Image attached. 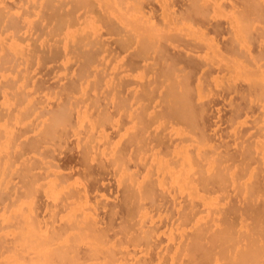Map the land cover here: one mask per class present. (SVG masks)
<instances>
[{"label":"rangeland","instance_id":"374dc122","mask_svg":"<svg viewBox=\"0 0 264 264\" xmlns=\"http://www.w3.org/2000/svg\"><path fill=\"white\" fill-rule=\"evenodd\" d=\"M71 1L72 0H0V2H3L2 6L4 5V9L2 8L4 12H0V14L4 13V16L2 14L4 20L2 19L1 21L3 22H0V24L4 26L1 27L0 25V34L4 35L2 38L5 40L8 38L14 39L15 42L17 40L18 44H22L21 46L25 48L23 49L25 50V58L23 59L19 57L16 59L19 67L11 65V62H8V64L4 63L3 59L0 57V124H2V122L13 121V119L15 120V116L17 115H23L24 117L23 124L21 123L18 125L20 118L18 122L15 120L17 124L14 122L17 127L13 125L16 134L19 133V148L17 149L18 152L15 150L16 152L12 153L15 154L14 158H12L14 162L12 169H14L13 172L11 171L12 173H10V184H7V189L1 188L5 193L0 190V192L3 193L2 195L0 194V198L2 196L0 204L3 202L4 206H6L7 204L14 203L13 201L25 196L29 186L28 183L32 180H28V178L33 177V179H35L37 177L36 179H41V183L46 184L45 181L49 180V178L46 179L50 174L48 172L51 171V174L52 172L54 173L56 170H54L55 167L58 169L55 173L58 175L60 174V178L61 176L62 179L65 178L64 181H69L68 183L71 187L73 185L74 188L77 184L76 186L79 185L78 188H85L84 190L90 191L89 197L98 208L97 211L101 227L106 232L109 240L117 246L120 245V249H123L122 247H124V249L126 248L136 255L137 259L145 262V264H170L169 261L172 260L170 259L169 252L172 253V250L176 247L174 245H178L179 242L183 241H177L178 243H174V241L172 242V240L170 241L168 239V235L177 227L181 219L186 215L191 214V212L195 214L197 213V216H204L203 211L205 208L203 207L202 201L198 199L194 200L193 203H190L187 199L188 197L186 198L185 196L184 198L183 196L188 195L187 192L186 194L185 192L183 195L181 194L182 197L181 195H177L178 193H169L171 188L168 187L169 191H167V186L165 190H158V192H155L157 195L154 196L156 200H140V204L142 202V204L145 205L141 209L144 211L146 208L145 211L147 210L152 218V221L148 220L149 222L147 221L145 223L144 230H148L153 236L148 242L142 240V243L138 245V247L136 244L135 247H133L131 244L133 242L129 243L128 241V234L130 235L132 232L135 236L139 237L141 226L138 221H142V218L141 215H138V217L141 218L140 220L136 217L137 212L134 214V216L136 215L135 217L133 216L134 218L132 215L130 216V212L126 209L124 203V196L126 194H124L125 189L123 186L125 185L123 184H125V182H122L121 179L129 176L127 175L129 172L127 171L128 173H126L125 171L124 174L120 173L122 175H117L116 168L112 165L113 163L110 159L112 156H106L105 159H103L108 150H104V153L106 154H101L103 157H100V155L97 154L105 145V143H101L102 140L98 141V139H96V143L94 142L92 145L88 143L87 133L84 132L85 130L81 129L82 132L80 130V134L76 133L78 132L77 127H79V129L81 127L83 128V126H76L78 121V117H76V115L78 116L76 113V110H78L76 109V105H80V107L90 108V113L95 115L94 118L101 117L105 114L110 117L111 123L106 127L107 134L112 139L115 147L119 145V148L117 149L120 151L118 152H120V155H123L125 159L126 156L129 157L132 153L137 155L138 151L147 150V145L145 143V145L140 143V145L142 144L144 146H140L142 147L140 148L138 143H134L135 140H130L131 138L127 136V131H129V129L134 130L135 127H133L134 129L130 128L131 126L129 125L132 119L129 118L126 112L132 113L133 115L140 114L144 117V120H146L145 123L148 122L146 125L149 124V126H147L149 129H146V134L143 132L139 133L137 130L139 133L138 138L140 140L143 138L144 142H148L147 144L149 147H155V151L162 152L164 153L163 155L167 154L165 150H167L168 153L172 152V148L175 144H177L176 146L181 143L193 144V146L188 145L189 148L191 147V150H193L194 145H197L195 147L199 148L202 157L205 158L204 161H208L206 167L210 165L209 170L213 171L207 172L208 168L205 169V166H203L205 170L201 168L199 172V174H201L206 180V184H203L202 187L200 186V189L201 192H206L207 195L204 193L206 196L209 195L208 199H206L207 202L209 199L212 200V196L213 198L215 196H217L218 199L219 197L221 198L220 200L223 201L222 206L226 210H223V212L226 213V216L228 215L227 219L230 222L233 224L235 223L234 225H236L235 227L238 230L236 234H238V232L246 233L247 230L254 229L257 225L259 226L260 223H264V221L261 222L264 217L262 219L260 218L264 213H262V215H255L257 212L259 213L264 210V148L262 146L263 151L259 150L258 148H260L261 145H257L258 143L261 144L258 141L264 140V89L257 88L260 86H255L253 83L250 84L253 81L252 78L249 80V78L243 75H241L243 77L240 75L235 76L237 72L241 71V66L236 69V67L239 66L238 64L248 66L251 70H254L252 72L257 70V66L261 67L264 71V0H219L217 2L216 0H201L199 4H197L199 0H194L195 7H197L200 12H198L199 10L195 12L193 11L194 9L191 11V5L194 4V2L193 4L191 3L192 0H171L172 4H174L173 7L171 6V1L169 2V0H167L170 3L168 4L171 6V10L169 9L170 12L172 11L171 13L176 14L175 18L181 16L188 17L193 12L195 13H193L194 20L189 21L186 19L187 22H184V25L183 23L178 24L179 27L173 29H176L175 31H169V33H167L171 34L172 37L175 36L173 38L170 36L171 39L168 38L167 34V37L165 36V38L163 36L159 37L160 34L155 31L156 29L163 30L161 22L163 23L164 19L160 16L162 12L160 13L161 4H159L160 1L162 3V0H117L119 6L115 5L114 7H110L112 10L108 9V7L105 8V11H107L104 16L106 21L101 25V30L99 29L100 32L98 31V36H95L97 34L92 35V37L88 39L90 42H88V40L85 41L89 43H87V46H85V44V47H79L74 53L73 51H70V55L67 57V51L64 50L66 48L64 47L63 49V45L61 44L63 42L62 37L64 36L65 29L62 24V26H59L61 19L64 17L61 16L60 19L59 16L65 14L64 11L67 13L69 10L75 9L76 5L74 6V3ZM49 2L52 4H49ZM100 2L104 3L103 1ZM163 2H166V0H163ZM218 2L221 3L220 5L223 4V6H228V8H224L226 6H222L223 8H221L223 9V12L226 10L224 12L226 14L225 16L223 13H220L222 11L219 12V14L222 15H219L217 11L218 9L214 7V5L218 6ZM196 5H198L199 8ZM54 7H57L56 10ZM99 8L100 6L97 7V5L94 8V11L97 9L95 11L96 16L94 15L97 18L105 14L104 12L101 14L100 11L103 10ZM114 8H116V11ZM188 8L191 12L188 11ZM153 9L159 11L155 12ZM109 10H111L110 13L108 12ZM152 10L155 13H153L155 15L154 18H152L153 15L150 14L153 21H151L152 19H150V17L148 18L151 23L153 22L158 25L156 26V29L154 27L155 30L148 29V31L146 29L147 31L145 32L150 33H147L148 35L145 34L146 37L144 36V40L146 42L144 41L143 43V41L140 42L138 37L142 36L143 38L144 33L142 32L143 35L134 33L136 30L141 31V29L130 25L128 26V24H124L123 21L125 19H131L133 21L140 20L142 16L152 13ZM77 11L81 12V10ZM187 11L188 16L186 14ZM51 12H53V14ZM78 12H76L77 15ZM80 12V16L84 14L87 15L86 11L83 13ZM171 13L170 15L174 17V14ZM235 13H237V16ZM191 17L193 16L191 15ZM25 18L29 23L33 20L31 23L34 25H30ZM121 19H123V21H121ZM149 19L148 25L150 26ZM204 19L206 20L204 21ZM238 19L239 21H235ZM175 20H179V18ZM183 20L186 21L185 19L179 21L183 22ZM200 22H203V24L206 25H203ZM27 23L29 24L28 28ZM11 24H14V26L12 27ZM132 24L134 25V23ZM165 24L166 22L163 25ZM238 24H240L242 29L244 28L245 33L242 32V30L236 31L235 27L240 29ZM152 25L155 26L154 24ZM9 26H11V29ZM219 26L221 27L219 28ZM5 27H8L6 29L7 32L4 30ZM215 27L219 30H215ZM29 28L32 29L30 30ZM150 28L152 27L150 26ZM3 31L5 32L3 33ZM215 31H217V35ZM242 33L244 34L241 36ZM166 38H168V40ZM211 39H214L212 41H214L213 43L215 47L207 41ZM245 41L246 43H244ZM8 43L9 39L7 41V44ZM144 44L146 46H144ZM214 48L215 50L222 51L221 55L223 54V58H225V61H228L227 63L230 65L228 68L226 67L228 64L225 65L226 62L221 61L223 58L219 61L217 59L218 57L213 54ZM85 56L87 57L85 58ZM67 58L70 60H67ZM214 59L217 60L215 61ZM12 63H14L13 60ZM86 64L87 68L86 66L84 68V65ZM233 65L234 67L236 65V67L234 68ZM230 67L233 68L230 69ZM82 69L85 70V75H83L84 71ZM235 69L237 71L236 73H234ZM238 69L240 70L238 71ZM81 72H83V74H81ZM256 72L253 75H255ZM261 72L262 71H260V73ZM250 73L249 75H251ZM80 74L82 75V78ZM246 74L244 72V75ZM263 74L264 73L259 74L258 79L256 76L254 81L260 80V77ZM249 75L247 74L246 76L250 77ZM23 77L28 78L25 81ZM240 77L243 79L245 77L246 80L248 79V82ZM28 79H31L32 81H29ZM224 79L225 81L226 79L231 81H228L229 83L225 85V83L221 82L222 80L224 81ZM249 81L251 82L249 83ZM220 82L221 84H224V86L220 85ZM255 84H257V82ZM73 89H75L76 92ZM260 90L263 92L261 93ZM175 93L177 96H175ZM182 97L185 98V100L188 99V101L186 100L187 102L190 101L188 103L189 105L186 106V108H188L184 115H188V118H191V122L177 120V117L173 116L171 113V111L175 109L185 110V106L180 108V104L176 105V102H178L176 100H179V103H181L180 100L183 99ZM8 100H10L9 103ZM67 100L69 105L67 104ZM260 101H263V103ZM16 102L18 103L16 104ZM7 104H10V106H7ZM64 106L67 107L66 109L69 112V115L67 114L68 116H66L68 119V127L66 126V129L61 127L60 129L59 126L58 128L55 126V134L51 136L49 135L48 137L45 132H47L49 127L53 125L56 116L60 114V112H63V110H66ZM176 106H179V108L177 109ZM18 112L20 113L18 114ZM174 117L176 119H174ZM12 121L11 126L13 124ZM128 134L130 135V133ZM114 140L116 142H114ZM195 141L198 144H196ZM115 143L118 144L116 145ZM200 145L202 147H199ZM113 147L114 146H111L110 149L112 150ZM115 147L113 148L114 150ZM95 152L97 153L95 154ZM85 154H89L88 157ZM110 154H112V152ZM212 160L214 162L216 161L217 164H212ZM137 161H127L128 163L126 164L128 166H126L134 173L136 179L138 177L139 180H141L142 176L140 177V175H143L144 167ZM51 164L52 166H50ZM211 165L218 167H215L213 170ZM52 167L53 170H49V168ZM122 171L123 170L120 172ZM201 171L203 172L201 173ZM219 172L224 179H228L227 181H229V184H227L228 186H225L227 190L225 192L224 185L222 186L223 183L221 184L218 181L217 175ZM125 174L126 176L124 177ZM228 174L230 175L229 178ZM232 174H234V176L235 174L237 175L238 181H235V185L234 182H232ZM119 175L124 178L121 177V179H119ZM213 176H215L214 179ZM127 178L129 179V177ZM119 181L123 183V186L121 183L119 184ZM43 184H40V186ZM236 184L247 185L251 190V193L247 196L246 192L249 190L247 188L248 190L246 189V192L243 190V195V191H239ZM37 185H39V183ZM203 186L204 189L206 187V191H203ZM240 187H242V185ZM41 189L43 190V188ZM157 189L161 188L159 187ZM42 190L38 192H41ZM163 191H166L167 193H163ZM61 194L62 196L64 195L62 192H59L57 195L55 194V197L53 196L54 202L51 201L53 200V197L52 199L51 196L50 198H46L49 194L48 196H45L46 194L41 193L40 195L38 193L39 208H37L38 212H36L43 223H48L50 220H54L51 211H55V205L57 206L59 204L60 206V203L57 204L58 200L56 202V199H61L62 196H59ZM218 199L217 202L219 201ZM213 200L216 201L215 199ZM52 202L56 204L54 205ZM142 204L141 206H143ZM212 205L214 206V204ZM204 206H206V204ZM222 206H217V208H221ZM213 208L215 209V207ZM59 209H63V207ZM57 210L58 209L56 208V214L58 212ZM143 211H140V213ZM127 212H129V214H127ZM200 212L202 213L200 214ZM252 215L256 217H253ZM257 216L261 220L257 218ZM57 217L60 219V216ZM57 217H54L55 220L58 219ZM62 217L63 216H61V219L64 220ZM254 218L257 219H255L257 222L260 221V223L258 222V224L256 221L254 222ZM59 219V222H57V220L56 222H53L55 223L53 226L55 225L57 228L61 227L63 223L61 222V219ZM241 219L243 221L246 220V225H244L246 227L244 228L242 224L245 223H243ZM108 224L111 226L109 227ZM257 228V230L263 231L261 229L262 227L260 229L259 227ZM54 229L56 228L54 227ZM239 229H243V231H240ZM124 231L125 233L123 234ZM258 234H260V232H258ZM261 234L259 238L264 237V234H262V237ZM233 237H235V235ZM238 237L240 238V236ZM250 237L246 238L247 242ZM8 239L10 240L11 236ZM262 239L260 240L262 241ZM10 241H12V239ZM249 241H251V238ZM257 241H259V239ZM186 242L187 241L185 240L184 243ZM1 243L2 241H0V244ZM230 243L231 242H229V244ZM236 244L237 243H235V245ZM249 244L250 242L248 243V246ZM259 244L262 243L259 242ZM1 246L2 245H0V247ZM248 246L246 243L245 249ZM240 247L241 245L239 248ZM228 248L230 250V246H228ZM86 252L87 251L84 248H82V250L80 248L78 255L81 260H85V255L86 259L88 258ZM229 252L230 251H228V253ZM234 252L235 251L233 250L231 253L233 254ZM235 254L237 256V251L234 253V256H232L233 261L236 260L234 258ZM228 257L227 264H234L233 261L231 262L230 260L231 255L230 258ZM167 258L168 261H166ZM180 260L181 259H179V261ZM179 261H177V263L174 260V263L191 264L188 259H183L181 260L182 262Z\"/></svg>","mask_w":264,"mask_h":264},{"label":"bare ground","instance_id":"6f19581e","mask_svg":"<svg viewBox=\"0 0 264 264\" xmlns=\"http://www.w3.org/2000/svg\"><path fill=\"white\" fill-rule=\"evenodd\" d=\"M51 1V0H50ZM100 1H103L104 3L100 2ZM171 0H169L170 2ZM205 1V0H204ZM208 1V0H206ZM215 1V0H214ZM219 1V0H216V2ZM55 2V1H54ZM71 2L74 3V6H75V9L72 10H69V12H65V14H61L59 17L61 19V16L64 17L61 19H59V21L61 22L59 26H64V29H65V32L63 34L64 36L62 37L63 38V42H62V39H61V44L63 45V49L64 47L67 51L66 55L68 57V55H70V51H74L77 50L79 47H85L87 46V43L90 42L88 39L90 37H92V35H95V36H98L99 34V29L101 30V25H103L104 21H106L105 19V15L107 11H105V8L108 7V9H111L110 7H114L115 5H118L119 6V2L117 0H112V1H109V0H72ZM167 0L166 2H163L162 0V3L161 1L159 2L160 5V13L162 12V14L160 15L163 20V23L161 22V25H162V29L161 30L159 27L160 30L156 29V26L158 24L156 23H151V21H153L152 18H154V12L153 10L155 11L156 9H153L152 10V13H149L146 14V16H142L140 20H131V19H125L123 21V19H121V21H123L124 24H128V26H134L136 28H140L141 31H138L136 30L135 32L133 30L132 31L134 33H137V34H141L143 35V38L142 36L141 37H138L140 42L143 41L144 43V38L146 37L145 34H149L150 32H145L147 31L148 29L150 30H155L156 33L158 32L160 36H163L165 38V36L167 37L168 35V38H170V36L172 37L171 34H167L169 33V31L173 32L175 30H173L175 27H179L178 24H181L183 23L184 25V22H187L186 19H188L189 21L191 20H194V14L192 13L191 15L193 17H191V15L188 16V11L189 8H188V11L186 12L187 16H184V17H176L175 18V15L174 13H171L170 10H171V6L173 7L174 4H172V1L170 2L171 3V6L169 5V3ZM194 0H192V4H193ZM197 2V1H196ZM199 2H201V0L198 1L197 4H199ZM112 3V4H111ZM169 3V4H168ZM174 3V2H173ZM219 3V2H218ZM217 3V4H218ZM3 2H0V12H4L3 11V6H2ZM49 4H52L49 2ZM48 4V5H49ZM95 4V5H94ZM111 4V5H110ZM205 4V3H204ZM216 4V5H217ZM221 3L218 4V6H215L218 11V14L220 11H222L224 6L223 4L220 5ZM60 5V4H59ZM99 7V9L103 10V11H100V13L102 14L103 12L105 13L103 16H99L98 18L95 17V10L94 11V8L96 7ZM104 5V6H103ZM110 5V6H109ZM190 5V4H189ZM228 5V4H227ZM56 6V5H55ZM73 6V5H72ZM70 6V7H72ZM191 11H197L199 9H197V7H195V2L193 5H191ZM198 6V5H196ZM223 6V7H222ZM230 6V5H229ZM254 6V5H253ZM53 7V6H51ZM58 7V6H57ZM57 7H54V9L56 10ZM61 7V6H60ZM104 7V9H103ZM163 7V8H162ZM3 8V9H2ZM68 8V7H67ZM81 10L80 13H83L84 11H86L87 15H82L80 16L79 15V12L76 10ZM196 8V10H195ZM199 8V6H198ZM224 8H228V6L224 7ZM53 9V8H52ZM51 9V10H52ZM64 9V7H63ZM159 9V8H158ZM170 9V10H169ZM230 9V7H229ZM254 9V8H253ZM252 9V10H253ZM58 10V9H57ZM83 10V11H82ZM111 10H109L108 12L110 13ZM114 10L116 11V8H114ZM113 10V11H114ZM248 10V9H247ZM251 10V11H252ZM259 10V9H258ZM61 11V10H60ZM114 11V12H115ZM159 11V10H158ZM158 11H155V12H158ZM182 11V10H181ZM186 11V10H184ZM190 11V12H191ZM226 11V10H225ZM224 11V12H225ZM239 11V10H238ZM241 11V10H240ZM56 12V11H55ZM76 12H78V15L76 14ZM171 14H174L172 17ZM178 12V11H177ZM183 12V11H182ZM189 12V14H190ZM200 12V10L198 11ZM223 11L220 12V13H223L224 16L226 15ZM6 13V12H5ZM53 14V12H51ZM61 13V12H60ZM92 13V14H91ZM98 13V12H97ZM113 13V12H112ZM154 13V14H153ZM169 13V14H168ZM241 13V12H240ZM3 16H4V13H2ZM2 14H0L1 18H0V22L2 23L3 21H1L3 19V16ZM8 14V13H7ZM56 14V13H54ZM100 14V15H101ZM153 15V17L151 15ZM164 14V15H163ZM185 14V15H186ZM197 14V13H196ZM236 16H237V13H235ZM6 15V14H5ZM89 15V16H88ZM95 15V16H94ZM148 15V16H147ZM168 15V16H166ZM170 15V17H169ZM181 15V14H179ZM178 15V16H179ZM198 15V14H197ZM200 15V14H199ZM219 15H222V14H219ZM245 15V14H244ZM263 15V14H262ZM20 16V14H19ZM86 16V17H85ZM152 18H151V17ZM159 16V15H158ZM165 16V17H164ZM196 16V15H195ZM7 17V16H6ZM55 17V16H54ZM150 17V19H152L150 21V19L148 18ZM197 17V16H196ZM203 17V16H202ZM235 17V16H234ZM243 17V16H242ZM5 18V17H4ZM34 18V17H33ZM58 18V16H57ZM156 18V17H155ZM158 18V17H157ZM173 18V19H172ZM178 19L179 20H182V19H185L186 21L183 20V22L179 21V20H175V19ZM182 18V19H180ZM191 18V19H189ZM200 18V17H199ZM144 19H147V20H144ZM148 19H149V22H150V26L153 28H150V26L148 25ZM197 19V18H196ZM4 20V19H3ZM26 20V18H25ZM58 20V19H57ZM158 20V19H157ZM206 19H204L205 21ZM232 20L234 21V19L232 18ZM19 21V20H18ZM17 21V23H18ZM27 21V20H26ZM33 20L30 21H27L30 25L32 24ZM36 21V20H35ZM130 21V22H129ZM147 21V22H146ZM180 23H178V22ZM198 21V20H197ZM235 21H239L238 20H235ZM6 22V21H4ZM16 22V21H15ZM52 22V21H51ZM57 22V21H56ZM109 22V21H108ZM125 22H129V23H125ZM134 23V25L132 23ZM158 22V21H157ZM166 22L165 25H163L164 23ZM196 22V21H195ZM12 23V22H11ZM27 23V24H28ZM59 23V22H58ZM190 23V22H189ZM203 24V22H200ZM205 23V22H204ZM209 23V22H208ZM211 23V22H210ZM236 23V22H235ZM4 24V23H3ZM29 24L27 26V28L29 27ZM54 24V23H53ZM62 24V25H61ZM152 24H154L155 26H153ZM187 24V23H186ZM191 24V23H190ZM1 27H4L2 26V24H0ZM7 25H8V22H7ZM6 25V26H7ZM10 25V24H9ZM12 25V24H11ZM16 25V24H15ZM34 24H32L33 26ZM38 25V24H37ZM106 25V24H105ZM198 25H199V22H198ZM203 25H206V24H203ZM212 25V24H211ZM237 25V24H236ZM235 25V26H236ZM240 29L238 27H235L236 31L238 30H242V32H244V28L242 29L240 24H238ZM14 26V24L12 25V27ZM17 26V25H16ZM160 26V24H159ZM163 26H166V27H163ZM11 26H9L10 28ZM18 27V26H17ZM16 27V28H17ZM56 27V26H55ZM54 27V28H55ZM155 27V29H154ZM188 27V26H187ZM190 27V25H189ZM212 27V26H211ZM218 27V26H217ZM221 26H219L220 28ZM8 27H5V31ZM15 28V29H16ZM165 28V29H164ZM216 28V27H215ZM238 28V29H237ZM11 29V28H10ZM30 29V28H29ZM32 29V28H31ZM30 29V30H31ZM34 29V28H33ZM63 29V27H62ZM61 29V30H62ZM143 29V30H142ZM147 29V30H146ZM13 30V29H12ZM215 30H219V29H215ZM3 31V33L5 32ZM11 31V30H10ZM56 31V30H55ZM58 31V30H57ZM99 31V32H98ZM149 31V30H148ZM217 31L216 32V35H217ZM7 32V31H6ZM141 32V33H139ZM143 32V33H142ZM1 33V32H0ZM2 33V34H3ZM9 33V31H8ZM56 33V32H55ZM54 33V34H55ZM58 33V32H57ZM155 33V34H156ZM240 33V32H239ZM245 33V32H244ZM242 33L241 36L244 34ZM147 34V35H148ZM167 34V35H166ZM8 35V34H7ZM138 35V36H139ZM4 35H1L0 34V57L3 59V62L8 64V62H11L10 64L15 66V67H19V65H17V58L21 57V58H25V49L23 46H21L20 44H18L17 40L15 42L14 39H9V43L7 44V41L8 39H4L2 38ZM94 36V37H95ZM145 36V37H144ZM156 36V35H155ZM158 36V35H157ZM240 36V35H239ZM6 37V36H5ZM153 37V36H152ZM175 37V36H173ZM172 37V38H173ZM245 37V36H244ZM168 38H166L168 40ZM243 38V37H241ZM16 39V38H15ZM175 39V38H174ZM246 39V37H245ZM244 39V40H245ZM11 40V42H10ZM14 40V42H13ZM86 40H88V42H85ZM214 39H211V40H207L209 41V43H211L213 45V47H215L214 45V41H212ZM211 41V42H210ZM243 41V39H242ZM146 42V41H145ZM248 42V41H247ZM12 43V44H11ZM20 43V42H19ZM64 43V44H63ZM72 43V44H70ZM142 43V45H143ZM246 43V41L244 42ZM10 44V45H9ZM86 44V45H85ZM89 44V43H88ZM85 45V46H84ZM144 46H146L144 44ZM72 48V50H71ZM146 48V47H145ZM220 49V48H218ZM220 50H213V54L216 55L218 58V60L220 61L221 58H223V54L221 55V52ZM213 55V56H214ZM87 56H85L86 58ZM93 57V56H92ZM84 58V57H83ZM216 58V57H215ZM69 58H67L68 60ZM88 59V58H87ZM91 59V58H90ZM216 59V60H217ZM12 60L14 61V63H12ZM28 60V59H26ZM70 60V59H69ZM215 60V59H214ZM215 60V61H216ZM226 59L223 58L221 61L224 62ZM30 61V60H29ZM92 61V60H90ZM230 61H233V60H230ZM25 62V60H24ZM28 62V61H27ZM89 62V61H87ZM226 62V61H225ZM228 62V61H227ZM225 63V65H227L228 63ZM91 63V62H90ZM231 63V62H230ZM233 63V62H232ZM224 64V63H223ZM236 64V63H235ZM238 64V62H237ZM236 64V65H237ZM235 65V67H236ZM239 66L236 67V69L238 67L241 68V71H239L240 69H238V71L240 72H237L236 69L234 71V73L237 72V74L234 75L235 76H245L247 78H249V80H252L254 81L256 78L258 79L259 77V74H262L264 73L263 69H261V67H258L257 66V72L255 75H253L255 72H252L254 70H251L248 66H245L243 64H238ZM12 66V67H13ZM87 68V64L84 65V68ZM230 65L228 64L226 67L228 68ZM232 66V65H231ZM234 67V65H233ZM233 67H230L233 68ZM234 67V68H235ZM14 68V67H13ZM12 68V69H13ZM244 68V69H243ZM3 69V68H2ZM16 69V68H15ZM18 70V69H17ZM15 70V71H17ZM84 71V74L83 72H81V74L85 75V70L82 69ZM229 70V69H228ZM245 70V71H243ZM248 70V71H247ZM14 71V70H13ZM246 71H247V74L249 75V73L251 75H249L250 77L246 76ZM260 71H262L260 73ZM231 72V70H230ZM243 72V73H242ZM244 72L246 75H244ZM249 72V73H248ZM26 73V72H25ZM87 73V71H86ZM242 73V74H241ZM259 73V74H258ZM29 74V72H28ZM80 74L81 78H82V75ZM232 74V75H233ZM30 75V74H29ZM87 75V74H86ZM4 76V75H3ZM28 76V75H27ZM241 76V77H243ZM253 76V77H252ZM257 76V77H256ZM264 74L261 75L260 77V80H256L254 81L255 83L257 82V84H255L253 81H249L250 84H254L255 86H260V87H257L259 89H264ZM240 77V78H241ZM244 77V79H245ZM256 77V78H255ZM263 77V78H262ZM12 78V77H11ZM28 78V77H27ZM27 78L23 77V79L26 81ZM84 78V77H83ZM237 78V77H235ZM239 78V77H238ZM255 78V79H254ZM230 79V78H229ZM243 79V78H241ZM243 79V80H244ZM29 80V79H28ZM31 80V79H30ZM29 80V81H30ZM81 80V79H80ZM248 80V79H247ZM245 79V81H247ZM263 80V81H262ZM24 81V82H25ZM32 81V80H31ZM225 81V79H224ZM223 80L221 81L222 83H225V85H227V83H229L230 81L226 79V81L224 82ZM229 81V82H228ZM221 82L219 83L220 85H223L224 84H221ZM248 82V81H247ZM262 82V83H261ZM261 83V84H260ZM259 84V85H258ZM263 84V85H262ZM76 85V84H75ZM113 85V84H112ZM253 85V86H254ZM82 86V85H81ZM263 86V88H262ZM74 87V86H73ZM25 88V87H24ZM75 88V87H74ZM78 88V87H77ZM76 88V89H77ZM67 89V88H66ZM75 91V89H73ZM258 90V89H257ZM67 91V90H66ZM201 91V90H200ZM261 91V90H260ZM72 92V91H70ZM76 92V91H75ZM263 91H261L262 93ZM202 93V92H200ZM199 93V94H200ZM174 94V93H172ZM171 94V95H172ZM184 94V93H183ZM187 94V93H186ZM264 94V93H263ZM11 95V94H10ZM73 95V94H71ZM185 95V94H184ZM183 95V96H184ZM188 95V94H187ZM186 95V96H187ZM167 96V95H166ZM169 96V95H168ZM175 96L176 93H175ZM174 96V97H175ZM200 96V95H199ZM11 97V96H9ZM190 97V96H189ZM68 98V97H67ZM72 98V97H71ZM173 98V96H172ZM176 98V97H175ZM183 98V97H182ZM27 99V98H26ZM166 99V98H165ZM178 99V98H177ZM260 99V98H259ZM264 99V98H263ZM16 100V99H14ZM175 100V99H174ZM183 100V101H182ZM182 100H180L181 103H179V100H176L178 102H176V105L177 104H180V108H183V106H185V110L184 109H178L179 106L177 107L178 110H173L171 111L172 115L177 117V120H181V121H188V122H191V118L189 117L188 118V115H184V113L186 114V106H188L189 102L188 99L185 100V98H183ZM185 100V101H184ZM262 100V99H261ZM17 101V100H16ZM10 102V100H8V103ZM80 102V101H79ZM168 102V101H167ZM172 102V101H171ZM175 102V101H174ZM187 102V103H186ZM263 103V101H260ZM18 102H16L17 104ZM76 103V102H75ZM13 104V103H12ZM15 104V105H16ZM66 104V102H65ZM67 104L69 105L68 103V100H67ZM173 104V103H172ZM14 105V104H13ZM29 105V104H28ZM83 105V104H81ZM7 106H10V104ZM17 106V105H16ZM66 106V105H65ZM64 108L66 109L67 107ZM75 106V105H73ZM78 110H76L78 116L76 115V117H78V121H77V125L76 126H83V128L81 127L79 129V127H77V131L76 132L77 134H80L82 132L81 129L85 130L84 132L87 133V139H88V143L90 144H94V142L96 143V139H98V141L102 140L101 143H105V145L103 146V149L101 150L100 149V153L98 152H95V154H99L100 157H103L101 154H106L103 159H105L106 156L110 157L112 156V158L110 157V159L112 160V165L116 168V172H117V175L122 173L124 174L125 171L126 173H128L127 175L129 176H126V174L123 176H121L122 178L126 179L127 177H129V179L127 178L125 181H123L124 179H121L120 174L119 175V179H121L122 182H125V184H123L121 181H119V184L121 183V185H125L123 186V189L124 190V194H126L124 196L125 198V206H126V209L130 212V216L132 215V217L134 216V214L137 212V216L138 215L140 216L141 215V218H139V220L141 219L142 221H138L139 225L141 226V229H140V234H139V237L135 236V234H133L131 232V236L128 234V241L129 243L132 244L133 247H135V244L136 246L138 247V245H140L142 243V240H145L148 242V240L153 236V234H151L148 230H144V226H145V223L148 221V220H151L152 221V218L149 214V212H147V210L144 211L141 209L142 207H144L145 205L141 206L140 204V200L141 201H144L145 199H151V200H156L154 196H157L156 195V191L158 192V190L162 191V190H165L166 186H167V191H169L168 187L171 188L169 191V193H178L177 195H183L184 192L188 195H183L184 198L186 196V198L190 201V203H193L194 200H200L202 201V204H203V207L205 208V210L203 211L204 212V216L203 215H200V216H197V213H192L191 214H188L186 215L183 219H181V221L179 222V224L177 225V227L175 229H173L170 234L168 235V239L172 242L174 241L175 242H179V241H183V242H177L178 245H174L176 247H174V249L172 250V253L169 252L170 254V259L173 261H169L170 264H173L174 263V260L175 262L179 261V259L183 260V259H188V261H190L191 264H227V257L230 258V255H231V262L233 261V257L234 256V253L237 251V256L235 254V259L233 261L234 264H264V243H263V239L264 237H262L264 234V229H263V225L264 223H260V221H256L257 219L254 218V222L256 221L259 226L255 225L256 229H251V230H247L246 233H243V232H238V234H236V232L238 231L237 228L235 227L236 225H234L232 222H230L226 216V213L223 212V210H225V208L222 206V203L223 201L220 200L221 198L217 196H215L213 198L212 196V200L209 199L208 202L206 199H208V196H206V192H201V189H200V186L202 187L203 184H206V180L203 178V176L201 174H199L201 168H203V166H205V169H207V172H209V166L206 167L208 164V161H204L205 158L202 157L201 153H200V150L198 147H195L197 145H194L193 147V150H191V147L189 148L188 145L190 144H179L178 146H176L177 144H175V146L172 148L173 151L172 152H169L167 150H165L167 152V154L163 155L164 153H160V152H157L155 151V147L154 148H151L148 146V142L146 143V141L144 142L143 138H141V140L138 138L139 137V133L140 132H143V133H147L146 132V129L148 128L147 126H149V124L146 125V120H144V117H142V115H133L132 113H129V112H126L129 116V118H131V122H130V125L131 126L130 128H133L135 127L134 130L132 129H129V131H127V136L129 138H131L130 140L133 139L134 143H138V146H143L142 144H146L147 145V152L146 151H138V154H131V156L127 157L126 156V159L123 157V155H120V150H118L117 148H119V145H117L116 143V147L115 145H113V141L112 139L109 137V135L107 134V130H106V127L108 124L111 123L110 121V117L109 116H106L103 115L101 117H95V115H92L90 112V108L88 107H80V105H76ZM86 106V105H85ZM171 106V105H170ZM175 106V105H174ZM80 107V108H79ZM94 107V106H93ZM14 108V107H13ZM63 108V106H62ZM61 108V109H62ZM173 108V107H172ZM171 108V109H172ZM20 111V110H19ZM70 111V110H69ZM170 111V110H169ZM66 112V113H65ZM20 112H18L19 114ZM69 112L66 110H63V112H60V114H58L53 122V125H51L48 129L46 133V135L49 137V135H54L55 134V126H58L64 129H66L68 126V119L66 118V116H68ZM15 114V113H14ZM13 114V115H14ZM68 114V115H67ZM71 114V113H70ZM102 114V113H101ZM189 114V113H188ZM56 115V113H55ZM144 115V114H143ZM194 115V114H193ZM10 116V115H9ZM171 116V115H170ZM75 117V118H76ZM165 117V116H164ZM174 117V119H176ZM15 120L18 122L19 119L20 121L18 122V125L19 124H23V115H17L15 116ZM70 118V117H69ZM161 118V117H160ZM172 118V117H171ZM15 120L13 119L12 121V126H11V121L10 122H2V124H0V190L1 192L5 193L1 188L5 189L7 184L9 185L10 184V173L13 172V169L12 167L14 166V162H13V159L14 158V155L15 154H12L13 152H16L17 149L19 148V145H18V134H16V130L13 129V125L17 124V122H15ZM22 121V122H21ZM160 121V120H159ZM1 122V121H0ZM15 122V124H14ZM187 122V123H188ZM9 123V124H8ZM189 124V123H188ZM10 125V126H9ZM151 125V124H150ZM184 125V124H183ZM16 126V125H15ZM67 126V127H66ZM17 127V126H16ZM15 127V128H16ZM75 127V126H74ZM152 127V125H151ZM71 128V127H70ZM73 128V127H72ZM85 128V129H84ZM149 129V128H148ZM76 130V128H75ZM81 130V132H79ZM137 130L139 131V133L137 132ZM46 131V130H45ZM58 131V130H57ZM68 131V130H67ZM133 131V132H132ZM136 131V132H135ZM148 131V130H147ZM135 132V133H134ZM185 132V131H183ZM182 132V133H183ZM130 133V135L128 134ZM134 133V134H133ZM177 133V132H176ZM59 134V133H58ZM75 134V133H74ZM121 134V133H120ZM185 135V134H184ZM42 136V135H41ZM124 136V135H123ZM141 136V135H140ZM44 137V136H43ZM66 137V135H65ZM85 137V136H84ZM42 138V137H41ZM46 138V137H45ZM54 138V137H53ZM119 138V137H118ZM183 138V136H182ZM48 139V138H47ZM85 140V138H84ZM158 140V139H157ZM43 141V140H42ZM49 141V140H48ZM129 141V140H128ZM114 142H116L114 140ZM184 142V141H183ZM191 142V141H190ZM260 142L261 144H257L258 146H260V148H258L259 150H262L263 151V148H264V140L262 141H258ZM102 143V144H103ZM132 143V142H130ZM140 143H142L140 145ZM152 143V142H151ZM159 143V142H158ZM161 143V141H160ZM196 143V141H195ZM194 143V144H195ZM144 144V145H145ZM198 144V143H196ZM41 145V144H40ZM86 145V144H85ZM110 145V146H109ZM136 145V144H135ZM160 145V144H159ZM162 145V144H161ZM96 146V145H95ZM94 146V147H95ZM111 146H114L115 147V150L112 148V150L110 149ZM137 146V145H136ZM173 146V145H172ZM190 146H193V144H191ZM263 146V148H262ZM92 147V146H91ZM109 147V148H108ZM144 147V146H143ZM199 147H202L201 145ZM21 148V147H20ZM34 148V147H33ZM89 148V147H88ZM102 148V147H101ZM124 148V147H123ZM142 148V147H140ZM8 149V150H7ZM12 152H11V150ZM93 149V148H91ZM137 149V148H136ZM7 150V151H6ZM16 150V151H15ZM94 150V149H93ZM99 150V149H98ZM104 150H108L106 151V153H104L105 151ZM110 150V151H109ZM140 150V149H139ZM145 150V149H144ZM97 151V150H96ZM102 151V152H101ZM4 154H3V153ZM18 152V151H17ZM92 152V151H91ZM109 152V153H108ZM112 152V154H110ZM260 152V151H259ZM86 153V151H85ZM128 153V152H127ZM130 153V151H129ZM264 153V152H263ZM261 153V154H263ZM110 154V155H109ZM124 154V153H122ZM88 155L89 154H85ZM134 155H135V159H134ZM13 156V157H12ZM122 156V157H121ZM92 157V156H91ZM16 158V157H15ZM98 158V157H97ZM90 159V158H89ZM109 159V158H108ZM133 161V160H138L137 162L140 163V165H142L144 168H143V175L141 174L140 177L142 178L141 180H139V178L135 177L134 173L131 172L129 169H128V165L126 163H128L129 161ZM16 161V160H15ZM88 161V159H87ZM97 161V160H96ZM128 161V162H127ZM206 163H204V162ZM212 164L216 165V161L214 162L212 160ZM87 163V162H86ZM103 163V162H102ZM204 164V165H203ZM211 164V162H210ZM127 165V166H126ZM202 165V167H201ZM214 165H211L212 166V169L214 170L216 166ZM52 166V164L50 165ZM49 166V167H50ZM141 166V167H142ZM223 166V165H222ZM218 167V166H217ZM216 167V168H217ZM224 167V166H223ZM126 168V169H125ZM29 169V168H28ZM47 169V168H46ZM56 169V170H55ZM118 169H119V172H118ZM204 169V170H205ZM211 169V168H210ZM219 169V168H218ZM49 170H53V167L52 168H49ZM54 173L52 172L51 174V171H49L48 173H50L46 179L49 178V180L45 181L46 184H43L41 183V179L39 180L38 179H33L32 178H28L29 179H32L30 180V182L28 183V190L25 194V196L21 197V199L19 198L18 200H15L16 201H13L14 203H11V204H5L6 206H4L3 202L2 204H0L1 208H0V241H2V243L0 245H2L0 247V264H145V262H142L140 259H137L136 255H134L133 253H131L129 250H127L126 248L124 249V247H122L123 249H120L119 246H117L116 244H114L111 240H109L106 232L103 230V228L101 227V222H100V219L98 217V211H97V206L96 204H94L91 200V198L89 197V192L88 190H84V189H80V187L78 188V186H76L75 184V187L76 189L73 188V185L72 187L69 185V181H64V179H62V176L60 178V174L58 175L57 173H55L58 169L54 167ZM121 170H123L122 172H120ZM222 170V169H220ZM12 171V172H11ZM29 171V170H28ZM32 171V170H30ZM128 171V172H127ZM59 172V171H58ZM203 171H201L202 173ZM210 172H213V171H210ZM237 172V171H236ZM132 173V174H131ZM141 173V172H140ZM206 173V172H205ZM30 174V173H29ZM28 174V175H29ZM47 174V173H46ZM138 174V173H137ZM230 174V173H229ZM228 174V178H229V175ZM13 175V174H12ZM134 175V176H133ZM201 175V177H200ZM131 176V177H130ZM137 176V175H136ZM218 181L222 184V186L224 185V192L227 191L226 190V187L228 186L227 184H229V181H227L226 179H224L222 177V175L220 174V172L218 173ZM216 176V177H217ZM236 176V178H235ZM232 174V182H234V185H235V181H238L237 179V175L235 174ZM35 177V176H34ZM51 177V178H50ZM54 177V178H53ZM26 178V177H25ZM203 178V179H202ZM211 178V177H210ZM215 178V176H213V179ZM44 180V178H43ZM139 180V181H138ZM217 180V179H216ZM223 180V182H222ZM39 181V182H38ZM128 181V182H127ZM228 183H226V182ZM9 182V183H8ZM71 182V181H70ZM226 184H225V183ZM39 183V185H37ZM238 183V182H237ZM40 184H43L40 186ZM79 184V182H78ZM209 184V182H208ZM218 184V183H217ZM216 184V185H217ZM215 185V184H214ZM227 185V186H226ZM242 185V187H240ZM83 186V185H81ZM121 186V187H122ZM206 186V185H205ZM210 186V185H209ZM226 186V187H225ZM237 188L239 191H243L245 190L246 192V189L249 187L246 185L244 186L243 184H236ZM244 186V188H243ZM161 188V189H157V188ZM207 187V186H206ZM206 187L204 189V186H203V191L205 190L206 191ZM43 188V190L41 189ZM163 188V189H162ZM208 188V187H207ZM219 188V187H218ZM7 189V188H6ZM247 189V190H248ZM253 189V188H252ZM42 190L41 192H38ZM257 190V188H256ZM0 194L2 195L3 193ZM44 192V193H43ZM59 192H62L64 195L62 196L59 195V196H62L61 199H56V202L57 204L60 203V206L59 204L56 206L53 202V204L55 205V211H51V215L53 216L52 218L54 220H50L48 223L45 222L43 223L42 220H40L38 214H37V208H39V204H38V193L41 195L42 194H46L45 196H49L46 197V198H50L51 196V199L52 197L56 196L57 193ZM208 192V190H207ZM259 192V191H258ZM163 193H167L166 191ZM206 195H205V194ZM244 193V191L242 192V194ZM247 196L249 195V193H251V190L249 189L247 192ZM56 194V195H55ZM155 194V195H154ZM22 195V194H21ZM181 195V196H182ZM244 195V194H243ZM246 195V194H245ZM44 196V195H43ZM182 196V197H183ZM54 197H53V200L51 201H54ZM211 197V196H210ZM209 197V198H210ZM250 197V196H249ZM253 198V197H252ZM2 200V196L0 198ZM41 199V198H40ZM213 199H215L216 201H214ZM217 199L219 200L217 202ZM0 200V201H1ZM5 200V199H4ZM50 200V199H49ZM61 201V202H60ZM94 201V200H93ZM188 201V202H189ZM222 201V202H221ZM40 202V201H39ZM55 202V201H54ZM138 202V203H137ZM151 202V201H150ZM215 202V203H214ZM220 202V204H219ZM251 202V201H250ZM145 203V202H143ZM156 203V202H155ZM154 203V204H155ZM209 203V204H208ZM140 204V205H139ZM206 204V206H204ZM214 204V206L212 205ZM216 204V206H215ZM3 205V207H2ZM211 205V206H210ZM224 205V204H223ZM252 205V204H250ZM249 205V206H250ZM141 206V207H140ZM209 206V207H208ZM217 206H222L221 208H217ZM53 207V206H52ZM63 209H59V208H62ZM208 207V208H206ZM215 207V209L213 208ZM56 208L58 209L57 211V214H56ZM140 208V209H139ZM192 208V207H191ZM213 208V209H211ZM211 209V211H210ZM222 209V210H221ZM262 209V208H261ZM192 210V209H191ZM207 210V211H206ZM236 210V209H235ZM252 210V209H251ZM37 211V212H36ZM140 211H143L140 213ZM226 211V210H225ZM65 212V213H64ZM129 212H127V214H129ZM187 212V211H186ZM206 212V213H205ZM261 212V211H260ZM256 213L255 215H262V213H264V210L261 212V213ZM62 213V214H61ZM65 215H64V214ZM190 213V212H188ZM202 212H200L201 214ZM237 213V212H236ZM255 213V212H254ZM58 214H61V215H58ZM116 214V213H115ZM199 214V213H198ZM223 214V215H222ZM113 215V214H112ZM219 215H222V216H219ZM57 216H60V219H61V216H63L61 219V222L63 223L61 225V227H56L55 225L53 226V222H59L58 221V217ZM129 216V217H130ZM134 216V217H135ZM253 216V215H252ZM54 217H57L58 219L55 220ZM133 217V218H134ZM245 217V216H243ZM253 217H256V216H253ZM264 217V215L260 218L262 219ZM137 218V219H138ZM242 218V217H241ZM257 218H259L257 216ZM259 218V219H260ZM59 219V220H60ZM110 219V218H109ZM113 219V218H112ZM145 219V220H144ZM147 219V220H146ZM244 219V218H243ZM256 219V220H255ZM260 219V220H261ZM63 220V221H62ZM242 220V219H241ZM65 221V222H64ZM132 221V220H131ZM243 221V220H242ZM246 221V220H245ZM243 221V223L245 224H242L243 228L246 227L244 225H246V222ZM263 220H261V222H263ZM149 222V221H148ZM240 222V221H239ZM124 223V222H123ZM133 223V222H132ZM242 223V222H240ZM256 223V224H257ZM50 226H49V225ZM52 224V225H51ZM112 225V223H111ZM111 225L108 224V226L110 227ZM131 225V224H130ZM136 225V224H135ZM113 226V225H112ZM126 226V225H125ZM54 227L56 229H54ZM128 227V226H127ZM130 227V226H129ZM238 227V226H237ZM259 227V229L261 228L263 231H260V230H257ZM236 230H235V229ZM52 229V230H51ZM249 229V228H247ZM133 230V229H132ZM240 231L243 229H239ZM234 232V233H233ZM258 232H260L261 234V237L263 238H259L260 237V234H258ZM125 233V231L123 232V234ZM248 233V234H247ZM126 234V235H127ZM133 234V235H132ZM258 234V235H256ZM11 236V239L12 241H10L8 238ZM235 235V237H233ZM250 237L251 235V241H249L248 239V242H247V239ZM5 236V237H4ZM240 236V238L238 237ZM242 236V238H241ZM254 236V238H253ZM258 236V237H257ZM3 237V238H1ZM7 237V239H6ZM244 237V238H243ZM113 238V237H112ZM188 238V240H187ZM233 238V239H232ZM238 240H237V239ZM253 238V239H252ZM256 238V239H255ZM2 239V240H1ZM184 239V240H183ZM232 239V240H231ZM236 241H235V240ZM241 239V240H239ZM243 239V240H242ZM246 239V240H245ZM259 239V241H257ZM262 239V241L260 240ZM8 240V241H7ZM185 240L187 241L186 243ZM5 241V242H4ZM10 241V242H9ZM143 241V242H145ZM228 241V242H227ZM237 243L235 245V243ZM241 241V242H240ZM247 243V246H248V243L250 242L249 246L245 249L246 247V243ZM255 241V242H254ZM257 241V242H256ZM8 242V243H6ZM229 242H231L229 244ZM244 242V243H242ZM259 242H261L262 244H259ZM11 243V245H10ZM9 244V245H8ZM125 244V242H124ZM229 244V245H228ZM241 245L240 248H243V249H240L239 246ZM244 246H243V245ZM230 246V250L228 248V246ZM239 245V246H237ZM6 249H5V247ZM9 246V247H8ZM232 246V247H231ZM239 248V249H237ZM119 249H118V248ZM172 247V248H173ZM235 247V248H233ZM3 248V250H2ZM80 248L82 250V248H84L87 252V256L88 258L86 259V255H85V260H81L79 258V251H80ZM129 248V247H128ZM230 251L229 253L233 252V250L235 251L233 254H229L228 251ZM233 249V250H232ZM171 250V249H170ZM122 253V254H121ZM239 253V254H238ZM228 254V256H227ZM120 255V256H119ZM81 256V255H80ZM168 256V255H167ZM82 258V257H81ZM84 258V257H83ZM261 258V259H260ZM169 259V260H170ZM178 259V260H177ZM177 260V261H176ZM180 260V261H181ZM168 261V258L167 260ZM179 261V262H180ZM172 262V263H171ZM182 262V261H181ZM237 262V263H236ZM178 263V262H177ZM175 264V263H174Z\"/></svg>","mask_w":264,"mask_h":264}]
</instances>
